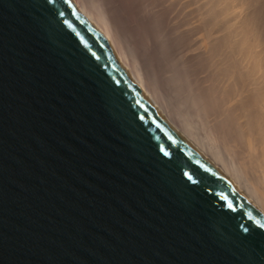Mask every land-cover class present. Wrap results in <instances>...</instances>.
Listing matches in <instances>:
<instances>
[{
	"label": "water",
	"instance_id": "95a60500",
	"mask_svg": "<svg viewBox=\"0 0 264 264\" xmlns=\"http://www.w3.org/2000/svg\"><path fill=\"white\" fill-rule=\"evenodd\" d=\"M260 225L73 0H0V264H264Z\"/></svg>",
	"mask_w": 264,
	"mask_h": 264
},
{
	"label": "bare ground",
	"instance_id": "6f19581e",
	"mask_svg": "<svg viewBox=\"0 0 264 264\" xmlns=\"http://www.w3.org/2000/svg\"><path fill=\"white\" fill-rule=\"evenodd\" d=\"M144 95L264 217V0H73Z\"/></svg>",
	"mask_w": 264,
	"mask_h": 264
},
{
	"label": "snow or ice",
	"instance_id": "6c2138e0",
	"mask_svg": "<svg viewBox=\"0 0 264 264\" xmlns=\"http://www.w3.org/2000/svg\"><path fill=\"white\" fill-rule=\"evenodd\" d=\"M49 2H51V0H49ZM169 139H171V138H169ZM160 151L163 152L164 156H168V155H169V152L164 151V148H163V147L160 148ZM185 175H187V173H185ZM188 178H189V180L192 179L191 176H189ZM227 206H228L229 208H233L232 203H229ZM233 211H234V209H233ZM260 227H264V225H260ZM245 231L249 233V236H252V235L254 234V233H253L252 231H250L248 228H246Z\"/></svg>",
	"mask_w": 264,
	"mask_h": 264
}]
</instances>
